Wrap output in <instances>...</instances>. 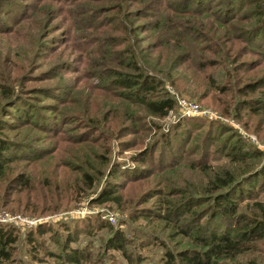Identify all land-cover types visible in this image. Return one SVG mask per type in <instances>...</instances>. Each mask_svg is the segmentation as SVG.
Masks as SVG:
<instances>
[{
	"label": "rangeland",
	"instance_id": "374dc122",
	"mask_svg": "<svg viewBox=\"0 0 264 264\" xmlns=\"http://www.w3.org/2000/svg\"><path fill=\"white\" fill-rule=\"evenodd\" d=\"M199 1L0 0V136L11 143L0 222L17 234L6 264L52 263L47 251L61 252L63 224L89 253L86 264H131L108 247L110 226L132 257L161 264L167 248L193 244L187 232L218 208L215 170L247 175L233 193L237 213L264 200L252 173L264 165V37L242 33L258 18L255 3L243 0L226 21L227 1ZM224 23L235 28L214 52L213 30ZM132 47L160 78L155 94L174 100L165 114L114 81L132 72ZM178 97L205 112L183 113ZM236 140L244 154L231 149ZM201 196L208 200L195 204ZM263 249L258 241L254 253Z\"/></svg>",
	"mask_w": 264,
	"mask_h": 264
},
{
	"label": "trees",
	"instance_id": "16d2710c",
	"mask_svg": "<svg viewBox=\"0 0 264 264\" xmlns=\"http://www.w3.org/2000/svg\"><path fill=\"white\" fill-rule=\"evenodd\" d=\"M225 1L228 2L226 8H228V10L232 9V11L228 12L229 16L226 21H231L236 14L234 15L230 13L237 8L241 9L245 2H243V0ZM253 1L255 3L254 13L258 18L252 26L246 29V34L244 30L242 33L243 36L246 35L249 39L253 33H255L253 39H256L257 37L263 38L264 0ZM199 2H201V0ZM173 26L174 25L171 27ZM231 27L235 28V25L230 23L225 27L218 24L215 27L213 30L215 35L211 36L215 47L214 52L218 51V49L220 50L219 46L223 43L221 39L223 36H226V31ZM185 33H179L178 35L185 36L188 34ZM189 33L193 34L191 30ZM127 39L129 40L130 38ZM225 39H227L226 41L229 43L228 49L233 48L235 39L231 36L224 38V40ZM132 48L133 50H130L131 55L128 57L129 60L127 64L128 67L133 69L131 70L132 72L121 70L117 73L119 75L114 81L121 87L129 89L127 94L130 95L134 101L144 103L152 112L165 114L173 107L174 100L163 94L159 96L155 94L157 86L160 85V78L149 72L151 67L149 64L145 61L139 60L136 53V49L139 47ZM256 82L249 81L246 83V86H249V89L251 90L255 89L254 83ZM129 128L133 129L134 126H129ZM10 146V141L5 137L0 136V171L4 168L5 164L10 161V154H8ZM231 149L236 150L241 154L245 153V151H243L244 144L240 140L233 142ZM262 165L260 168L253 170L252 173H255L254 178L261 177L264 181V165ZM84 176L89 177L88 173H84ZM245 177H247L246 174L237 178L233 172L226 168L215 170L210 175L208 181L212 186L210 190L215 192L212 199L214 205L218 208H215L210 212L209 217L206 216L207 224H202V226L198 225V229L192 233L187 232L192 238L193 244L177 251L167 248L164 252V258L161 264H223L225 261H228V264H264V253H254L257 251V242L264 240V200L255 201L254 206L252 207V212L249 215H245L243 213H237L238 204L236 200L232 198L234 191L240 187L241 180ZM250 184L254 185L252 183ZM104 189L105 192L103 193L105 196L112 195V188H107V190L106 188ZM191 199L194 200L193 196ZM198 199V202H195V204L207 201L208 196H201ZM169 210L172 211V209ZM216 218H219L220 221L217 222ZM63 225L68 231L62 241V250L61 252H55L52 250L47 251L48 254L55 257V260L50 264H86L85 260L90 257L89 253L85 252V250L77 244H72L74 243L76 236L69 232L70 227L67 224ZM179 228L181 227L179 226ZM109 229L113 230L112 234H110L106 241L109 248L118 249L131 264H151L145 262L141 254H136L132 257L125 247L128 240L125 234L120 230H115L112 226H110ZM39 231L42 232L43 230L39 227ZM30 238L34 240L32 242V248L34 251L38 250V241H35L33 235H31ZM16 239L17 234L14 233L9 226L0 222V264H6V262L11 259L13 243ZM150 242H152V240H150Z\"/></svg>",
	"mask_w": 264,
	"mask_h": 264
},
{
	"label": "built area",
	"instance_id": "2783aa9c",
	"mask_svg": "<svg viewBox=\"0 0 264 264\" xmlns=\"http://www.w3.org/2000/svg\"><path fill=\"white\" fill-rule=\"evenodd\" d=\"M177 102L182 109L183 113L193 115V114H203L205 111L200 109L198 103L189 100L185 97H178Z\"/></svg>",
	"mask_w": 264,
	"mask_h": 264
}]
</instances>
